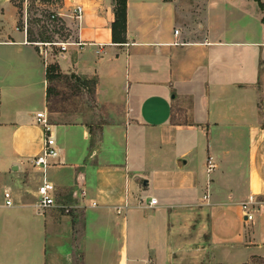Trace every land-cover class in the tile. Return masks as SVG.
<instances>
[{
  "label": "crops",
  "instance_id": "0c3cea01",
  "mask_svg": "<svg viewBox=\"0 0 264 264\" xmlns=\"http://www.w3.org/2000/svg\"><path fill=\"white\" fill-rule=\"evenodd\" d=\"M57 1L44 58L0 0V264H264V0H126L121 42L113 0ZM37 112L73 213L35 205Z\"/></svg>",
  "mask_w": 264,
  "mask_h": 264
},
{
  "label": "rangeland",
  "instance_id": "374dc122",
  "mask_svg": "<svg viewBox=\"0 0 264 264\" xmlns=\"http://www.w3.org/2000/svg\"><path fill=\"white\" fill-rule=\"evenodd\" d=\"M16 8L15 25L19 30L27 29L31 31V36L36 41L33 42H59L66 41L69 38L70 28L66 22L60 17L52 18L51 15L57 13V0H9ZM20 7V14L18 8ZM6 16L13 13L10 5L6 4ZM27 34V33H26ZM46 40V41H42ZM38 47V46H37ZM47 48L51 51H57L58 46L49 45ZM50 65V64H49ZM10 194V193H9ZM10 196V195H9ZM264 199V198H263ZM204 198L201 197V201ZM203 203V202H201ZM73 206L71 208H60L63 212L69 210L73 213ZM39 209V208H38ZM42 210V209H40ZM44 210V209H43ZM194 257V256H192ZM195 260L191 258L187 260L186 264H209L206 255H198ZM264 262V261H263Z\"/></svg>",
  "mask_w": 264,
  "mask_h": 264
},
{
  "label": "built area",
  "instance_id": "2783aa9c",
  "mask_svg": "<svg viewBox=\"0 0 264 264\" xmlns=\"http://www.w3.org/2000/svg\"><path fill=\"white\" fill-rule=\"evenodd\" d=\"M81 7L76 6L73 9V17L74 18H79L81 16ZM56 16H60L59 13L52 14L51 17L55 18ZM61 17V16H60ZM27 30V25L24 27V31L26 32ZM177 33L178 31L175 30ZM33 44L37 45L39 47V51L42 54V56L45 58L47 55L49 45H56L58 46L57 52L64 51L66 46H65V41H59V42H32ZM50 49V48H49ZM36 123L41 126L42 131H43V142H42V148L40 152L33 157L32 162L35 166L41 167L43 171V178L41 183L37 187V200L35 201V205L39 209H46L48 207H60V208H71L72 205L68 204H63L59 203L57 199L55 198L54 191H55V186L53 183L48 181L45 176V169L47 164L49 163V159L54 158L57 156V149L55 147V140L51 136L50 129H49V123L48 120L45 116L44 112H37L35 116ZM215 167V162L213 159L208 156L205 160V168L207 172H211ZM84 194V193H82ZM3 195L6 198L5 199V204L6 205H11L12 201L9 196V191L4 190ZM208 195L207 193L203 195V198H206ZM157 203V199L155 197H151L148 201L149 205H155ZM257 203L256 199L254 196L250 195L247 199V201L241 203V207L244 212L249 207V204H254ZM66 212L70 213L69 210ZM117 212H120V209L117 208ZM247 215V218H250L249 213H245Z\"/></svg>",
  "mask_w": 264,
  "mask_h": 264
},
{
  "label": "trees",
  "instance_id": "16d2710c",
  "mask_svg": "<svg viewBox=\"0 0 264 264\" xmlns=\"http://www.w3.org/2000/svg\"><path fill=\"white\" fill-rule=\"evenodd\" d=\"M259 5L260 1L256 0ZM20 7L18 8V13L20 14ZM113 12H114V20L111 24L112 37L115 41H122L125 39V30H126V0H113ZM19 28V26H18ZM27 40L29 42L36 41L31 36V31L29 29L26 30ZM46 41V40H42ZM46 79L49 82L47 87V93L50 92L53 88H51L50 83L54 80H61L63 83H68L69 79L67 75L60 74L55 71V67L52 65H48L46 68Z\"/></svg>",
  "mask_w": 264,
  "mask_h": 264
}]
</instances>
